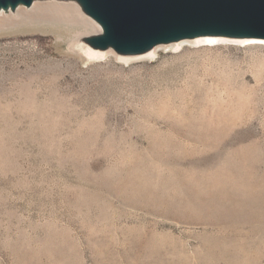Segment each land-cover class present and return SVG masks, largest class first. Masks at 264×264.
I'll use <instances>...</instances> for the list:
<instances>
[{
    "label": "rangeland",
    "instance_id": "1",
    "mask_svg": "<svg viewBox=\"0 0 264 264\" xmlns=\"http://www.w3.org/2000/svg\"><path fill=\"white\" fill-rule=\"evenodd\" d=\"M70 5L0 18V264H264V42L86 61Z\"/></svg>",
    "mask_w": 264,
    "mask_h": 264
},
{
    "label": "water",
    "instance_id": "2",
    "mask_svg": "<svg viewBox=\"0 0 264 264\" xmlns=\"http://www.w3.org/2000/svg\"><path fill=\"white\" fill-rule=\"evenodd\" d=\"M79 1L84 13L103 29L101 36L82 40L108 44L116 50L202 31L264 38V0ZM19 2L31 0H0V7Z\"/></svg>",
    "mask_w": 264,
    "mask_h": 264
},
{
    "label": "bare ground",
    "instance_id": "3",
    "mask_svg": "<svg viewBox=\"0 0 264 264\" xmlns=\"http://www.w3.org/2000/svg\"><path fill=\"white\" fill-rule=\"evenodd\" d=\"M70 3H75L78 9L84 13L81 8V2L79 0H31L30 3L25 4L19 2L15 5L7 4L0 7V18L7 19L9 23H12V28L15 27H29V28H40L41 26L56 27L57 23L54 22L57 19L58 13H65L70 6ZM52 14H56L52 16ZM65 15V14H64ZM89 19L93 20L96 26L95 30L98 32H93L86 36H101L103 29L98 21L88 16ZM50 18L51 21H46ZM54 22V23H53ZM217 41H232L237 43H251V42H264V38L252 37L245 34H230L221 31H211V32H196L191 33L186 36H175L162 41L150 42L139 48L131 49H113L110 45L106 44H93L87 40H82L79 48L83 49L82 53L86 61H90L94 57L102 58L105 57L107 52H114L116 56L123 60H131L138 57L152 58L156 54L160 46L175 45L179 46L183 42L192 43H208Z\"/></svg>",
    "mask_w": 264,
    "mask_h": 264
}]
</instances>
